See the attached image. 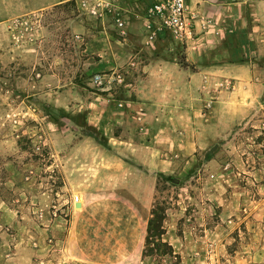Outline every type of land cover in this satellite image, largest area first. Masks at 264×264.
Returning <instances> with one entry per match:
<instances>
[{"label":"rangeland","instance_id":"1","mask_svg":"<svg viewBox=\"0 0 264 264\" xmlns=\"http://www.w3.org/2000/svg\"><path fill=\"white\" fill-rule=\"evenodd\" d=\"M92 3L0 0V264H93L73 239L70 211L85 190L69 178L79 170L94 179L102 158L92 145L77 146L85 135L72 118L83 116L106 146L94 113L103 107L110 118V107L123 108L126 77L118 67L122 85L92 83L95 73L114 71L100 60L125 39L110 17L90 13ZM162 37L182 54V45ZM251 59L264 67L263 56ZM227 87L232 97L200 96L210 140L189 171L158 179L151 211L165 212L162 239L121 264H264V97L238 115L222 106L238 96L234 83ZM109 118L103 130L116 133ZM136 123L132 132H141Z\"/></svg>","mask_w":264,"mask_h":264},{"label":"crops","instance_id":"2","mask_svg":"<svg viewBox=\"0 0 264 264\" xmlns=\"http://www.w3.org/2000/svg\"><path fill=\"white\" fill-rule=\"evenodd\" d=\"M91 1L122 9L132 34L112 43L107 59L100 60L109 70L122 67L125 100L122 109L110 107V118L103 107L94 113L92 124L106 135V146L86 136L77 143L92 145L102 161L94 179L79 170L69 178L72 188L85 190V199L72 203L81 204L70 211L72 235L89 262L121 264L143 256L159 177L188 172L210 140L212 121L198 114L200 96L205 101L214 92L218 99L232 97L224 94L234 83L236 101L222 106L237 109L238 115L261 106L264 67L251 57H264V0H189L194 38L182 45L180 55L163 37L152 46L146 43L145 12L155 0ZM214 104L221 107L219 100ZM108 118L116 133L103 130ZM136 121L141 132L131 130ZM90 188L97 192L89 193Z\"/></svg>","mask_w":264,"mask_h":264},{"label":"built area","instance_id":"3","mask_svg":"<svg viewBox=\"0 0 264 264\" xmlns=\"http://www.w3.org/2000/svg\"><path fill=\"white\" fill-rule=\"evenodd\" d=\"M91 0H82L84 6ZM189 0H155L145 12L144 30L147 45L154 43L162 36L168 35L174 42L186 45L194 38L195 16L187 9ZM90 13L95 16H108L121 38L127 37L128 18L119 7L110 2H93L89 6ZM124 82L120 72L110 74L95 73L92 83L98 89L120 86ZM118 107H122L118 104ZM76 196L74 202H78Z\"/></svg>","mask_w":264,"mask_h":264},{"label":"trees","instance_id":"4","mask_svg":"<svg viewBox=\"0 0 264 264\" xmlns=\"http://www.w3.org/2000/svg\"><path fill=\"white\" fill-rule=\"evenodd\" d=\"M72 121L79 126L84 131V135L90 138H93L98 144L105 146V142L102 140L101 136H99V133L96 132L85 120V118L82 116L80 119V116L78 118H72ZM161 213L159 214L156 210L151 211V217L148 221L147 226V236L145 245L148 243L149 239L155 238L157 240L162 239L163 235V222L165 218V212L164 210L160 209ZM163 245H166V243H163ZM170 249V253H172V250L170 246H167ZM167 254V253H166Z\"/></svg>","mask_w":264,"mask_h":264},{"label":"water","instance_id":"5","mask_svg":"<svg viewBox=\"0 0 264 264\" xmlns=\"http://www.w3.org/2000/svg\"><path fill=\"white\" fill-rule=\"evenodd\" d=\"M174 182H177V180L174 179ZM74 207L78 209V208L81 207V204L80 203H75L74 204Z\"/></svg>","mask_w":264,"mask_h":264}]
</instances>
